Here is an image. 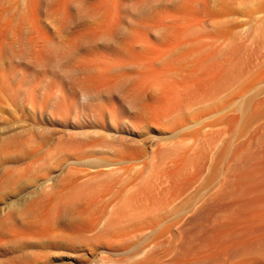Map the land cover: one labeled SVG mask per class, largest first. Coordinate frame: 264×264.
I'll return each mask as SVG.
<instances>
[{
	"label": "rangeland",
	"instance_id": "obj_1",
	"mask_svg": "<svg viewBox=\"0 0 264 264\" xmlns=\"http://www.w3.org/2000/svg\"><path fill=\"white\" fill-rule=\"evenodd\" d=\"M32 1L0 0V264H264V0H160L169 19L196 3L177 19L203 21L188 39L209 56L200 70L210 81L182 89L178 113L114 136L71 115L73 89L32 94L41 75L20 58L38 48L76 67L112 54L93 39L71 51L79 27L93 38L92 18L65 26L57 0L28 11ZM87 2L66 12L81 15ZM38 35L45 42L32 43ZM50 96L66 120L51 118ZM94 102L79 103L103 108ZM93 139L103 152L68 151Z\"/></svg>",
	"mask_w": 264,
	"mask_h": 264
},
{
	"label": "bare ground",
	"instance_id": "obj_2",
	"mask_svg": "<svg viewBox=\"0 0 264 264\" xmlns=\"http://www.w3.org/2000/svg\"><path fill=\"white\" fill-rule=\"evenodd\" d=\"M40 1L42 3H46L47 5V3L50 4L53 0H40ZM85 1H90V3L88 2H87L88 4L86 3V8H85L86 10L83 11L82 13L80 12L81 15L77 16L75 13L76 16H73L72 14L74 12L72 14L70 13L68 14V12H66L67 10L72 9L74 5L73 0H57L58 4H57L56 10H57V13L59 12L58 14H61L63 16L65 26H72L75 24V22L84 20L88 16H90L93 21L90 24V26L92 25L94 27H92L91 32L89 31L90 32L89 34L93 38L88 39L87 37L88 34L86 36V33H88L86 32V28L84 31L83 29H80L79 27L80 30L78 29L74 33L75 42L78 44L76 46L73 45L74 47H72L71 45L70 47L72 49L71 51L76 53V51L79 50L78 48L80 45L90 44L89 40L92 41L93 39L95 43L94 45L95 47L96 45L99 44L100 46L104 47V49L106 48L107 51L111 52L112 54L106 53L107 55L105 56H99L101 54L97 53L98 56L94 55V57L91 56L92 55L91 54L90 58L91 57L92 58L91 59L89 58L90 60L87 59L88 58L87 56L86 58L87 60L85 64H82V66L80 65L76 67L73 65L72 66L68 65V63L64 61L65 60L64 56H62L63 54H61L60 51H54V50L48 49L47 47H43V46L40 47L41 45H39L40 48H38V50L35 52L36 54L33 57H29L27 59L24 57L20 58L22 59L23 63L25 62L24 64L29 66L32 74L35 75L38 73L39 75H41L35 87L33 86L34 88H31L33 89L32 94L33 93L39 94V92H41V90H43V88L47 86H50L51 87L50 92H53L54 90L52 88H56L57 84L61 86V88L63 87L64 90L65 88L73 89L74 94H75L74 96L76 97V99H73L74 102H72L69 106L71 115L73 117L78 118L79 120L82 119V120L87 121L88 123L90 122L93 124H98L100 125L99 126L100 128L107 127L106 130L108 129L107 132L109 133V135L114 136L118 134L120 129H125L126 131H129L132 133L135 131V129L143 127L144 124L147 122V120H150V121L154 120L155 122L156 121L161 122L167 119L168 117L172 116V114L174 115V113L180 110V107L182 106V98H183L185 90H187L188 88H192V87L195 88V86L202 85L201 83L210 81L209 73L201 72L200 70L204 68V67H201L202 66L200 63L201 58L207 59L209 56L208 55L205 57H201V55L199 56V54L201 53L200 51L201 49L199 47L198 48L200 50L196 48V46H198V40L195 39L192 41V39L191 40L188 39L190 38L189 36L192 34V31L198 28V26H200L199 24H201L203 21H200L199 18L193 16L194 19H192V21H188L187 18H183L188 22L185 23L184 22L185 20H184L183 22H181L183 24L181 23L179 24L178 21L180 20L177 19V18L181 19L182 16L184 17L183 13L185 12L187 13L189 12L188 13L189 18L191 17L190 11H186V10H193V6L196 4V3L194 4L195 0H193L194 2H192L191 5L185 4L186 6L189 5L190 7L188 6L187 9L183 8L185 9V11L183 10V13L181 12L182 14L181 17H180L181 15L180 12H179V15L178 13L174 14V16L178 15L177 18L173 17L172 15V18H176L177 19L176 22L178 23V25H180L178 26L180 27L178 31H176L177 26L172 25L173 20L171 21L172 19L171 17H170L171 19L166 18L167 15L165 14L164 16H162V12H161L162 11L161 5L163 4L162 0H161L162 4L160 3V0H85ZM185 1L184 3H187L189 0H187V2ZM32 2L33 3H32L31 8L27 7L28 11L29 9H33L35 6L34 2L36 1L34 0ZM29 3H31V0ZM200 4H201V1H200ZM185 5L184 7H186ZM197 6L198 5H196V7ZM201 11L203 10L201 9ZM152 12L154 13L156 12V15L153 16L154 18L151 16ZM192 13L193 11L191 12V14ZM31 14L33 15V12L30 13V16ZM77 14L79 13L77 12ZM194 14L196 13L194 12ZM177 23L175 24L177 25ZM133 25H135L136 28L132 29ZM173 26L175 30H173ZM88 28L89 26L87 27V30ZM168 30L170 32L171 31H174V32L170 33L168 32ZM40 36L38 35L37 38L33 37L36 40L32 38L33 39L32 43L34 42L35 44H37L38 41H42V43L43 41L45 42L44 38ZM216 38L218 37H215V39ZM209 39L210 38L206 40H209ZM212 39L214 38L212 37ZM210 46L208 45V47ZM218 46H220V44H218ZM219 50L220 49H218V52ZM32 53L34 54V52ZM203 59L202 61L205 60ZM190 62H192L193 64H189ZM209 63L211 62L209 61ZM204 69L202 71H204ZM207 70L208 69H206V71ZM30 78H32V76ZM195 91L196 90H194V92ZM19 93L23 94V89L20 90ZM202 95L203 94H200V96ZM190 96H187V97H190ZM203 96L206 99V96L205 95ZM53 98L52 96H50L47 101V103L50 105L48 112L51 118H56V120L57 119L66 120L65 119L66 117L63 115L64 113H61V109L56 105L54 101H52ZM78 101L83 104H88V103L91 104L90 102L92 101L93 102L102 101L101 103H104L105 107L106 105L108 106L107 108H104L103 106V108L101 107L100 110H93L91 108L87 109V108L82 107L83 105L80 104ZM57 103H58V100H57ZM188 104H189V101H188ZM31 108L34 112H40L33 105H31ZM184 109H185V106L183 110ZM105 132L106 131H104V133ZM103 137L105 136L102 135V137L101 138L99 137V138L102 139ZM96 138L97 136L94 139ZM97 140L96 141L94 140L95 143L93 142L90 143L92 139L90 140V142L84 140L83 143L80 142V144H77L74 149H69L68 151L69 152L71 151L72 152H76V151L84 152L85 151L86 153V151L89 152L90 150L91 151L97 150L96 152H99V151L103 152V147L99 145L101 142ZM112 148H114V146H110V147L107 146L104 149H108L109 151H112ZM113 152H108V153L112 154ZM118 158L116 159L115 157L114 159L118 160ZM116 160L114 161L116 162ZM114 161L111 162L108 160V162H111V163H108L106 161L105 164H102V162L100 164L99 160H90L89 162H86V163H89L87 164L89 168H93V167H98V166L114 165L117 162H119L120 159L116 163H114ZM117 167L122 168L123 166L122 167L117 166ZM94 169H97V168H94ZM119 169L111 168L110 172L114 170L115 172L116 171L119 172ZM99 171L100 172H98L97 170V172L95 173L104 174L105 172H107V171L104 172V170L103 171L99 170ZM87 172H88L87 169H83L80 171L81 175L83 176L87 174ZM120 172H121V169H120ZM86 176H88V174Z\"/></svg>",
	"mask_w": 264,
	"mask_h": 264
}]
</instances>
